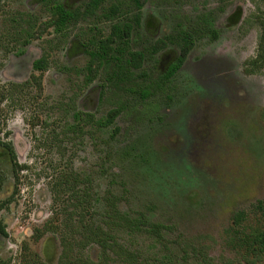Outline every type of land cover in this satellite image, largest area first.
<instances>
[{
	"label": "rangeland",
	"instance_id": "374dc122",
	"mask_svg": "<svg viewBox=\"0 0 264 264\" xmlns=\"http://www.w3.org/2000/svg\"><path fill=\"white\" fill-rule=\"evenodd\" d=\"M52 1L0 0V139L11 143L22 165L14 171L0 145L6 231L0 232V264L58 263L56 231L74 199L64 193L54 201L51 185L70 171L79 174V188L98 199L86 214L94 220H101L111 193L122 212L163 224L159 241L116 233L127 251L111 254L107 264H250L230 227L240 212L255 220L256 204L264 203V68L247 70L262 34L264 0H145L133 24V49L150 48L185 16L196 20L205 12L220 32L215 40L197 39L166 92L146 100L114 87L86 52L111 23L132 22L133 1L103 0L94 12H83L88 0H59L80 9L79 18L25 43V29L43 26ZM112 5L119 9L109 18ZM172 47L177 50L169 44L147 56L137 87L165 67ZM36 57L46 59V68L31 67ZM33 76L40 78V92ZM112 108L121 112L111 126L89 120L80 133L68 132L74 110L96 120ZM85 253L96 260L97 245Z\"/></svg>",
	"mask_w": 264,
	"mask_h": 264
},
{
	"label": "trees",
	"instance_id": "16d2710c",
	"mask_svg": "<svg viewBox=\"0 0 264 264\" xmlns=\"http://www.w3.org/2000/svg\"><path fill=\"white\" fill-rule=\"evenodd\" d=\"M103 0H88L85 10L94 12L101 5ZM137 8V13L134 15L132 22L125 20H116L111 23L109 33L98 39L92 47L87 44L86 52L91 57V60L96 59L97 64L104 67L108 73V81L114 84V87L137 93L142 100H146L156 92H166L169 84L172 82L176 72L182 66L188 52L192 49L197 39L207 37L210 40H215L219 37V29L214 24L213 15L211 12L199 14L196 20H191L189 17H184L179 21L175 29L158 38L150 48L138 50L130 47L131 33L133 24H139L141 18V7L145 0H132ZM222 2L228 0H220ZM51 16L44 21L43 26L35 29V23L29 24L25 29L24 42H29L30 38L39 36L47 28H52L56 32L64 31L70 22L76 20L80 16V9H71L66 7L59 0H53L51 5ZM119 9L112 5L109 7L107 15L109 18L114 15ZM239 10V9H238ZM240 12V11H239ZM238 13V12H237ZM240 13H238V16ZM262 34L258 43L257 54L252 59L248 60L247 65L250 66V71H257L264 68V19L261 21ZM169 44L174 51L173 57L168 60L162 70H158L155 78L147 81L143 86L137 87L135 76L138 74L145 76V71L142 70V65L147 56L154 55L157 52L165 49ZM89 61L88 70L91 69ZM47 61L44 57L37 59L34 63L36 70L46 68ZM137 70L139 73H137ZM41 91L39 76L32 77ZM139 85V84H138ZM2 94L1 96H3ZM1 98V97H0ZM121 112L119 108L110 109L105 116L94 120L90 113H83L79 110L72 112V123L67 126L68 132L72 134L80 133L89 120L95 122L98 128L103 126H111L117 115ZM6 149L9 150L11 156L12 167L14 171L22 169L16 160L15 152L10 143L0 140ZM1 184V178H0ZM80 176L76 172L70 171L59 175L55 182L51 185V191L54 194V201L64 193H69L72 196V209H62L64 212L59 226L57 227V236L61 246L57 264H107V260L111 254L121 256L127 251V245L116 238V233L124 232L126 234L140 233L149 236L155 241L161 239L163 224L151 221L145 215L130 216L126 212H122L119 207V197L110 193L107 197L108 206L106 212L101 213V220H94L90 214L91 200L88 191L80 189ZM7 199L5 202H8ZM259 217L255 220H249L244 212H240L234 218V222L230 227V234L233 237L235 244L243 249L245 257H248L250 264H255L258 261H264V203L256 204ZM255 212V211H254ZM0 232L6 234L5 226L0 221ZM97 245V259H91L86 253L85 248L89 245ZM72 253L74 254L72 258Z\"/></svg>",
	"mask_w": 264,
	"mask_h": 264
},
{
	"label": "flooded vegetation",
	"instance_id": "af4514ba",
	"mask_svg": "<svg viewBox=\"0 0 264 264\" xmlns=\"http://www.w3.org/2000/svg\"><path fill=\"white\" fill-rule=\"evenodd\" d=\"M21 53H23L22 51L20 52V54L18 55V56H22V54ZM37 59H40V58H32L31 60H30V64H31V67L32 68H34V63H35V61L37 60ZM35 69V68H34ZM43 70V69H42ZM41 71V70H40ZM84 113V112H83ZM105 127H108V126H103L102 128H105ZM1 140V139H0ZM2 142H4V141H2ZM6 142H8V143H10L9 141H6ZM11 144V143H10ZM6 151H7V153H8V156H9V159H10V161H11V156H10V152H9V150L8 149H6L2 144H0ZM12 146V145H11ZM14 151V150H13ZM15 152V151H14ZM12 163V162H11Z\"/></svg>",
	"mask_w": 264,
	"mask_h": 264
}]
</instances>
